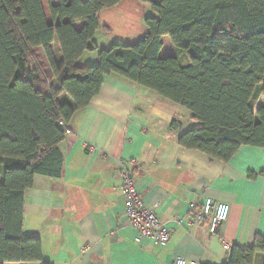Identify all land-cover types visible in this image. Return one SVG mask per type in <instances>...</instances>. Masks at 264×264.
<instances>
[{
  "label": "trees",
  "instance_id": "obj_1",
  "mask_svg": "<svg viewBox=\"0 0 264 264\" xmlns=\"http://www.w3.org/2000/svg\"><path fill=\"white\" fill-rule=\"evenodd\" d=\"M123 1L0 0V264H50L40 240L22 234L24 193L35 175L61 178L59 122L69 126L106 76L189 111L199 127L179 136L183 149L222 163L242 147L264 149V106L254 110L264 99V0H139L155 15L143 39L100 50L98 15ZM167 39L186 63L165 54ZM86 53H97L94 65L81 64ZM223 264H264V237L231 247Z\"/></svg>",
  "mask_w": 264,
  "mask_h": 264
},
{
  "label": "crops",
  "instance_id": "obj_2",
  "mask_svg": "<svg viewBox=\"0 0 264 264\" xmlns=\"http://www.w3.org/2000/svg\"><path fill=\"white\" fill-rule=\"evenodd\" d=\"M37 55L49 71L42 48ZM96 61L97 53L80 60ZM58 99L71 102L66 93ZM69 127L73 134L59 145L61 178L35 175L24 193L22 234L40 240L44 262L174 264L181 257L189 264H223L225 243L247 248L264 237V149L242 147L222 163L181 148L179 136L199 127L191 113L117 75L103 78L99 94L75 112ZM131 160L138 166V194L169 232L164 248L147 240L137 244L123 215L117 175ZM206 198L230 207L214 236L188 222L191 206L198 210Z\"/></svg>",
  "mask_w": 264,
  "mask_h": 264
},
{
  "label": "built area",
  "instance_id": "obj_3",
  "mask_svg": "<svg viewBox=\"0 0 264 264\" xmlns=\"http://www.w3.org/2000/svg\"><path fill=\"white\" fill-rule=\"evenodd\" d=\"M59 126L65 131L66 137L71 136L72 130L62 121ZM92 151V148H90ZM137 162L129 161L123 165L117 178L121 181V196L124 201L123 215L129 226L136 232L135 242L141 244L150 241L155 247L164 248L169 243V232L153 209L149 208L134 185V170ZM191 215L188 217L190 226L204 228L209 236H214L219 228L227 221L230 207L227 204L206 198L203 205L197 210L191 206ZM224 249L229 252L230 245L225 243ZM174 264H189L181 257L175 259Z\"/></svg>",
  "mask_w": 264,
  "mask_h": 264
},
{
  "label": "rangeland",
  "instance_id": "obj_4",
  "mask_svg": "<svg viewBox=\"0 0 264 264\" xmlns=\"http://www.w3.org/2000/svg\"><path fill=\"white\" fill-rule=\"evenodd\" d=\"M44 10L49 21L48 10L44 3ZM148 17H155L149 5L142 3L139 0H125L119 5L105 9L98 15L100 30L95 36L96 44L100 50L109 49L114 44L119 45H133L140 40L147 33L145 20ZM167 44L172 48L168 50L166 55H173L177 53L169 40ZM182 63H186L184 55L177 53ZM264 106V99L258 98L254 102V110Z\"/></svg>",
  "mask_w": 264,
  "mask_h": 264
}]
</instances>
